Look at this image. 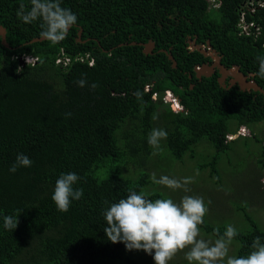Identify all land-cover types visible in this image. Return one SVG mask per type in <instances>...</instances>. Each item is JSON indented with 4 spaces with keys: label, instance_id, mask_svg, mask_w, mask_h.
Wrapping results in <instances>:
<instances>
[{
    "label": "trees",
    "instance_id": "1",
    "mask_svg": "<svg viewBox=\"0 0 264 264\" xmlns=\"http://www.w3.org/2000/svg\"><path fill=\"white\" fill-rule=\"evenodd\" d=\"M22 2L29 5L0 0L9 44L0 37V264H142L144 251L107 239L103 212L129 189L176 202L166 187L146 186L151 175L157 178L152 169L175 176L168 165L183 167L173 159L187 153L194 157L208 149L198 175L220 185L222 164L237 154L233 141L247 136L238 134L240 128L258 137L254 126L264 121V92L224 87L218 72L199 79L196 66L212 59L192 50L191 39L210 42L225 66L257 73V57L264 56V0H61L78 19L56 45L30 42L41 28L17 17ZM151 40L156 46L145 52L140 43ZM28 56L35 60L27 63ZM81 78L87 81L83 88L76 83ZM254 78L264 88V79ZM154 128L168 133L157 155L147 143ZM20 153L32 165L12 173ZM258 162L264 168V149ZM69 172L79 176L74 188L84 194L62 213L51 197L56 180ZM258 184L253 193L264 197ZM240 194L251 202L231 203L237 214L231 256L237 257L252 251L255 237L264 242V225L249 209L253 194ZM258 203L264 208V201ZM6 215L19 217L17 229L3 227ZM230 224L206 214L200 238L215 240V230L222 235ZM175 258L188 264L183 252Z\"/></svg>",
    "mask_w": 264,
    "mask_h": 264
},
{
    "label": "clouds",
    "instance_id": "2",
    "mask_svg": "<svg viewBox=\"0 0 264 264\" xmlns=\"http://www.w3.org/2000/svg\"><path fill=\"white\" fill-rule=\"evenodd\" d=\"M16 14L25 24L38 21L41 28L39 35L52 45L62 42L78 19L70 9L61 6V0H29V5L22 2ZM28 57L27 63L30 62ZM32 60L35 58L32 57ZM257 60L259 69L255 75L264 79V56L257 57ZM76 83L83 88L87 81L81 78ZM90 87L95 90L98 85L93 83ZM135 95L137 99L141 98L140 92ZM66 115L71 116V113ZM153 119L157 117L153 116ZM246 128L242 126L238 134H242ZM167 135L164 129L151 130L147 143L153 149L152 155L162 151L160 142ZM229 136L233 138V135ZM31 165L30 158L20 153L9 171L15 173L18 168ZM78 180L79 176L73 172L61 174L56 180L51 198L59 212H68L72 201L82 198L83 189L74 188ZM152 180L157 185L174 191L183 189L185 192L189 191L187 185L192 182L191 178H184L181 182L167 175L157 179L155 174ZM261 182L264 183V180ZM207 211L202 197L185 195L177 203L171 198L153 200L142 192L129 189L126 198L111 203L104 210L103 216L107 222L104 232L113 244L123 243L128 251H144L153 257L155 264H169L180 252L184 253L188 264H264V242L259 236L254 238L252 251L248 255H229V247L237 235L232 225H228L222 235L216 229L218 238L214 241L200 238V225L204 223ZM18 223L19 217H3V227L9 231L17 229Z\"/></svg>",
    "mask_w": 264,
    "mask_h": 264
},
{
    "label": "rangeland",
    "instance_id": "3",
    "mask_svg": "<svg viewBox=\"0 0 264 264\" xmlns=\"http://www.w3.org/2000/svg\"><path fill=\"white\" fill-rule=\"evenodd\" d=\"M151 51V49H150ZM30 58V61L32 60V57ZM27 61V60H26ZM169 96V95H168ZM168 98V97H167ZM245 131L242 133L243 135H247L246 137H240L237 140L233 141L234 150L237 151V154L227 156L226 159H230L231 161H225L224 164H222V175L223 180L220 185H216L213 183L210 179L206 177L200 176L199 177V171L197 168V164L199 162H202L206 159H208L209 153L208 149L204 150V153L198 152L194 157L188 156L190 153H187L183 160L173 159L174 161H178L179 164L184 166L178 165L177 169H175L171 164H169V161L167 160H161V163L163 165H168V168H172L171 171L175 172V176L170 171L161 172L159 170L152 169V171L157 172V179H159L163 175H167L169 177L175 178L177 180L183 181L184 178H191L192 182L187 185V188L189 189L188 192H185L183 189L178 190H169L168 193H173V195L176 198V202L178 203L181 198L185 195L189 196H195V197H202L205 203V206L207 207V215L212 219L214 222L221 223L224 220H230L232 226L236 225L233 222L237 218V214L235 211V208L232 206V202H244L249 201V198H240L241 194L245 195H252L253 200L256 203H250L249 209L251 212L255 214V216L258 218V220L264 225V208H260V203L264 201V197L260 195V193L254 194V189L256 191H259V184L258 181L264 180V168H262V165H259L258 159L259 156L262 155L263 149H264V121L262 123H258L254 126V132L258 137H252L251 131L246 128ZM237 134H234V136ZM238 136V135H237ZM258 140V141H257ZM207 142V140L202 141L203 143ZM200 147V149L206 148L204 145ZM200 146V145H199ZM211 148V147H209ZM214 149V148H213ZM251 150L255 151L252 153H248ZM214 153V152H213ZM248 153V154H246ZM170 154V153H169ZM240 154V155H239ZM212 155V154H211ZM180 170H179V169ZM183 170V171H182ZM185 172V174L183 173ZM204 173L206 171H203ZM259 172V179L257 178ZM208 173V172H207ZM153 176V175H151ZM150 182L147 186L151 187V189L147 190H159L164 191L160 185H157L153 182L152 178H149ZM261 179V180H260ZM262 183V182H261ZM262 189H264V183ZM198 190V192H197ZM189 193V194H188ZM168 196V195H167ZM240 199H238V198ZM213 199L217 200V204H212L209 201ZM222 199L227 200V207H224V204L222 202ZM231 200V202L228 203V201ZM203 239L214 241L213 239H209L207 237H204ZM232 243L229 247V255L231 256L232 253ZM141 258L144 257L142 260V264H155L153 257L148 255L147 253L140 254ZM181 258H179L180 261ZM176 258L169 261V264H176L178 261H175ZM175 261V262H174Z\"/></svg>",
    "mask_w": 264,
    "mask_h": 264
},
{
    "label": "water",
    "instance_id": "4",
    "mask_svg": "<svg viewBox=\"0 0 264 264\" xmlns=\"http://www.w3.org/2000/svg\"><path fill=\"white\" fill-rule=\"evenodd\" d=\"M82 29H80L79 32V38L81 37ZM0 37L2 38L3 43L6 46H9L7 42V29L0 25ZM44 38L36 37L33 38L30 42L33 41H43ZM133 43H137L136 41H133ZM140 43V42H139ZM144 45L145 52H152L155 48L156 44L153 40L147 43H140ZM151 49V51H150ZM191 49H198L206 56H211L212 63H204L201 65H197L195 68L196 76L201 79L203 76H212L215 72H219L220 76L218 78L219 83L222 86H226L229 78V87H232L234 85H238L240 89L242 90H254V91H261L264 92V88L259 85V83L255 80V73L250 72L249 74H245L241 71L239 65H233L232 67H227L222 63L221 56L219 55V52L211 45L210 42H207V44H197L196 39H193L191 41ZM161 51L167 52L166 49H161ZM169 58L173 62V66H177V61L175 60L174 56L168 52Z\"/></svg>",
    "mask_w": 264,
    "mask_h": 264
},
{
    "label": "flooded vegetation",
    "instance_id": "5",
    "mask_svg": "<svg viewBox=\"0 0 264 264\" xmlns=\"http://www.w3.org/2000/svg\"><path fill=\"white\" fill-rule=\"evenodd\" d=\"M194 39H195V38H194ZM191 40H193V39H191ZM189 45H190V44H189ZM209 57H211V56H209ZM211 59H212V58H211ZM211 63H212V60H211ZM211 63H210V64H211ZM217 72H218V71H217ZM217 72H215V73H217ZM215 73H214V74H215ZM218 73H219V72H218ZM214 74H213V75H214ZM218 78H219V77H218ZM227 81H228V84H229V78L227 79ZM234 86H236V85H234Z\"/></svg>",
    "mask_w": 264,
    "mask_h": 264
},
{
    "label": "built area",
    "instance_id": "6",
    "mask_svg": "<svg viewBox=\"0 0 264 264\" xmlns=\"http://www.w3.org/2000/svg\"><path fill=\"white\" fill-rule=\"evenodd\" d=\"M173 106L175 107V108H177V106H178V104H176V103H173ZM179 109H181V106L180 107H178ZM230 138H231V136H229Z\"/></svg>",
    "mask_w": 264,
    "mask_h": 264
}]
</instances>
